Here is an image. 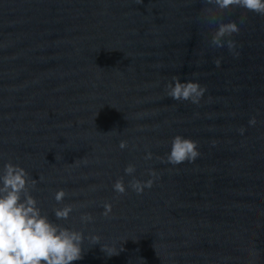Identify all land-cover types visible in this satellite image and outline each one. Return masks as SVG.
<instances>
[{"label": "water", "instance_id": "95a60500", "mask_svg": "<svg viewBox=\"0 0 264 264\" xmlns=\"http://www.w3.org/2000/svg\"><path fill=\"white\" fill-rule=\"evenodd\" d=\"M217 21L239 24L238 56L210 44ZM173 76L205 86L199 104L166 96ZM176 134L197 142L194 162H161ZM5 160L37 178L50 217L64 190L72 212L57 223L118 251L85 240L72 264H264V15L209 0H0ZM148 169L150 188H127Z\"/></svg>", "mask_w": 264, "mask_h": 264}, {"label": "clouds", "instance_id": "9594fccd", "mask_svg": "<svg viewBox=\"0 0 264 264\" xmlns=\"http://www.w3.org/2000/svg\"><path fill=\"white\" fill-rule=\"evenodd\" d=\"M209 2L220 10L236 6L264 15V0H209ZM238 32L239 24L236 21H217L210 44L216 48L226 47L233 56H238L239 53L235 50L236 42L227 39ZM219 63L217 58L214 64L219 66ZM165 89L166 96L173 101H188L192 104H199L206 92L205 86L199 81L181 80L177 76H173L165 84ZM247 123L253 126L256 123L255 117H250ZM240 132L243 134V129H240ZM118 146L123 149L126 147V142L122 140ZM199 155L195 140L176 134L171 138L169 150L161 162L170 165L192 163ZM152 158L151 152L145 153L144 159ZM123 171L125 175H131L135 171V166L128 164ZM154 178L158 179L155 170L148 169L147 180L133 177L127 188L140 194L144 189L152 186ZM36 183L37 178L30 176L27 170L17 163L5 160L0 166V264H72L82 259L85 240L90 245L99 244L101 251L107 256L118 254L113 246L101 244L98 234L85 233L81 229L57 223V221H67L72 212L70 204H62L66 195L63 189H57L52 194V199L60 206L51 209L50 217L37 197L33 195ZM112 189L116 193L123 194L126 191L123 179L117 178L112 184ZM102 207L101 215L108 216L111 212V204L105 202ZM79 219L81 224H89L93 221V217L88 213H82Z\"/></svg>", "mask_w": 264, "mask_h": 264}]
</instances>
